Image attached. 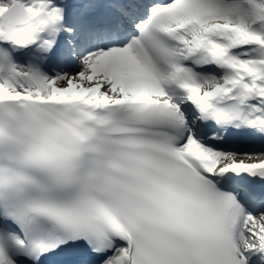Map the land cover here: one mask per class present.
<instances>
[{
    "label": "snow or ice",
    "instance_id": "obj_1",
    "mask_svg": "<svg viewBox=\"0 0 264 264\" xmlns=\"http://www.w3.org/2000/svg\"><path fill=\"white\" fill-rule=\"evenodd\" d=\"M0 264H264V0H0Z\"/></svg>",
    "mask_w": 264,
    "mask_h": 264
}]
</instances>
